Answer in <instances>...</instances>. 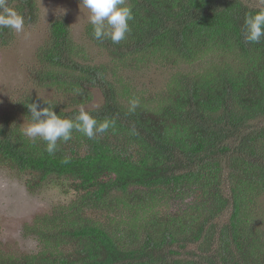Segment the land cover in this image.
Instances as JSON below:
<instances>
[{"label":"trees","instance_id":"obj_1","mask_svg":"<svg viewBox=\"0 0 264 264\" xmlns=\"http://www.w3.org/2000/svg\"><path fill=\"white\" fill-rule=\"evenodd\" d=\"M8 5L25 23L37 18V0ZM125 6L134 18L118 44L94 39L87 26L107 64L86 62L67 23L52 22L32 70L40 87L62 99L26 93L0 115V166L27 173L32 189L50 184L75 193L25 226L39 242L36 254L0 249V264H264V211L256 210L264 200V37L244 39L246 15L264 9V0ZM9 37L0 30V46ZM205 58L196 73L178 72L155 93L139 92L119 74ZM91 89L103 103L83 109ZM132 99L139 104L129 112ZM33 101H46L61 118L83 109L98 123H114L92 139L73 130L49 155L46 142L23 135L31 120L25 104Z\"/></svg>","mask_w":264,"mask_h":264},{"label":"rangeland","instance_id":"obj_2","mask_svg":"<svg viewBox=\"0 0 264 264\" xmlns=\"http://www.w3.org/2000/svg\"><path fill=\"white\" fill-rule=\"evenodd\" d=\"M88 10L79 7V0H37V18L25 23L24 31H11L6 46H0V115L13 105V101L24 94H33L47 100L60 101L61 95L55 88L40 87L33 75V67L38 68L35 55L48 40L50 27L55 20L67 23L74 42L85 49L86 62L98 64L110 62L105 51L98 49L87 34ZM209 57V56H208ZM208 61L196 60L192 64L181 61L178 65H142L139 69L119 71L122 83L131 84L139 92L155 93L165 87L170 77L178 72L196 73ZM131 77V80L128 79ZM92 90V102L83 109H93L103 103L99 89ZM28 122L24 123L26 127ZM28 181V182H27ZM32 178L27 173H19L0 166V249L11 254H36L40 245L35 236L26 234V225L33 223L36 216L50 213L54 207L67 204L75 193L63 191V187L46 184L32 189ZM191 198L180 203H190ZM256 205L257 212L264 211L263 197ZM176 210V206H172ZM102 219V218H101Z\"/></svg>","mask_w":264,"mask_h":264},{"label":"clouds","instance_id":"obj_3","mask_svg":"<svg viewBox=\"0 0 264 264\" xmlns=\"http://www.w3.org/2000/svg\"><path fill=\"white\" fill-rule=\"evenodd\" d=\"M88 10V20L92 27V36L98 41L109 39L118 44L130 32L129 21L133 20L132 9L125 6V0H79V7ZM8 29L21 33L25 28L24 17L8 5V0H0V30ZM264 37V9L255 14L246 15L244 20V39L248 43H259ZM40 97V96H39ZM41 107L39 101L27 102L31 120L23 129V135L46 142L45 151L52 155L57 150V141L67 142L72 138L73 130L89 139L106 132L114 122H99L88 112L81 109L74 118H61L46 101ZM129 112H134L139 101L130 100ZM135 130L133 129V132Z\"/></svg>","mask_w":264,"mask_h":264}]
</instances>
